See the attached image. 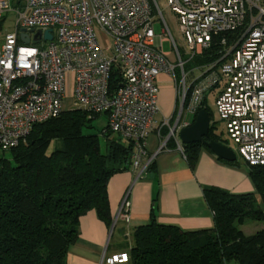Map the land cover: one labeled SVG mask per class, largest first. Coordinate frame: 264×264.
Returning a JSON list of instances; mask_svg holds the SVG:
<instances>
[{"label":"built area","instance_id":"built-area-1","mask_svg":"<svg viewBox=\"0 0 264 264\" xmlns=\"http://www.w3.org/2000/svg\"><path fill=\"white\" fill-rule=\"evenodd\" d=\"M0 0V30L13 13L14 30L0 39V148L16 147L33 125L56 117L67 97L89 116L105 114L107 128L133 144L131 168L140 176L146 141L156 126L166 129L159 149L188 125L184 113L206 109L213 94L219 122L240 160L264 164V0H166L177 18L186 59L156 0ZM162 34L155 42L154 12ZM96 28L110 40L103 45ZM22 29L41 30L39 39ZM51 29L52 39L43 38ZM169 41L171 62L162 50ZM206 58L198 63L196 60ZM194 66L186 70L187 63ZM114 69L120 81L111 89ZM178 71V73H177ZM167 74L176 91L177 114L156 120L158 77ZM68 80L71 90L68 93ZM217 122L210 118V130ZM183 152L182 147L180 148ZM124 197L117 217L130 221ZM116 221V220H114ZM127 250L104 252L98 264H129Z\"/></svg>","mask_w":264,"mask_h":264},{"label":"trees","instance_id":"trees-1","mask_svg":"<svg viewBox=\"0 0 264 264\" xmlns=\"http://www.w3.org/2000/svg\"><path fill=\"white\" fill-rule=\"evenodd\" d=\"M110 81L113 90L120 81L117 69ZM98 115L64 109L33 125L25 140L8 150L9 158L0 160V264H67L69 249L79 240L80 217L90 210L111 228L107 183L111 175L131 166L134 148L132 142L112 137L106 126L101 151L98 136L84 132ZM203 146L183 144L190 167ZM226 163L244 166L254 191L232 194L204 187L213 215L208 229L161 224L153 209L150 221L130 233L129 264H264V228L244 236L236 226L246 216L264 221V164L240 159Z\"/></svg>","mask_w":264,"mask_h":264},{"label":"crops","instance_id":"crops-1","mask_svg":"<svg viewBox=\"0 0 264 264\" xmlns=\"http://www.w3.org/2000/svg\"><path fill=\"white\" fill-rule=\"evenodd\" d=\"M159 37H155L156 43ZM157 80L159 110L156 120L160 122L170 117L174 120L178 104L173 80L167 74H160ZM163 131L162 135H158L154 126L149 133L146 141L147 155L143 161L150 156L153 159L140 176L130 166L114 173L108 180L110 212L113 222L116 220L113 229L126 239L134 227L150 221L153 209L157 222L161 224L176 225L183 230L211 228L212 211L203 197V188L206 186H216L232 194L254 191L244 166L221 161L204 146L200 148L193 167L189 166L181 152L183 143L179 139L171 138L165 148L159 149L164 140ZM124 197L129 202V222L117 217ZM110 230L99 220L95 210L81 216L79 240L70 247L67 264H98L104 252H115L116 249L108 251Z\"/></svg>","mask_w":264,"mask_h":264},{"label":"rangeland","instance_id":"rangeland-1","mask_svg":"<svg viewBox=\"0 0 264 264\" xmlns=\"http://www.w3.org/2000/svg\"><path fill=\"white\" fill-rule=\"evenodd\" d=\"M156 1L159 5L160 10L163 13V16H164V18H165V20L169 26L171 34H172V36H173V38H174V40H175V42H176V44L180 50L181 55L183 56L184 59H186V57L188 56V55H186V46H185L183 36L180 33L179 25H178V21H177L176 16L166 6V0H156ZM13 3L16 4V0H13L11 2L12 7H13ZM154 15H155V19H157L155 21V24H154L155 34H156V36L164 37V35L162 34V31H161L162 24L160 23V16H159L157 10L154 12ZM5 17H6V21L2 24V27L0 30V39L2 38L4 33L14 30L13 20L15 18V15L13 13L9 12V13L5 14ZM96 31H97L98 37H99V39L103 45L110 44V40L106 37V35L103 32L99 31L97 28H96ZM162 50L165 53H167L168 59L171 62L176 61V55L174 53V50H172V46H171V43L169 41H163L162 42ZM193 66H194V63L189 62L186 64L185 68H186V70H188V69L192 68ZM177 73H178V71H177ZM70 90H71V82H70V80H68V93H70ZM205 105L209 111L210 118L213 121L217 122V124H216L217 130L215 131V133L220 137L221 141L223 142V144L225 146L231 148L235 152L237 159H240L238 153L236 152L235 144L228 138V136L224 130L223 124L221 122H219V117H218V113H217L216 106H215V98H214L213 94L207 95ZM75 108H77L76 105H74L72 103V101L70 100V98L67 97L65 102H64V109H75ZM194 118H195V115H193L191 113H184L182 120H185L187 123H191L194 120ZM106 126H107V117L105 114H100L91 120L90 127H87L84 129L85 133L96 134L98 136L101 151L105 150V139H104V136L101 133V131ZM112 137H117V134L112 133ZM9 156H10L9 151H3L0 148V160L3 158H9ZM258 202H259V199L257 200V202L256 201L254 202L255 204L253 205V208H255V210H257L256 207L258 206ZM251 210H252V208L249 207V211H248L249 214H250ZM236 226L243 233L244 236H251L254 233H256L257 231L264 228V221L252 218V216H246L241 222L237 221ZM108 241H109L108 242V245H109L108 251H111L113 249H116V251L122 250V249L129 250L128 249L129 245L132 243V239L130 236L128 237V239H126L125 237L120 236L117 233V230L112 231L110 233ZM107 253H110V252H107Z\"/></svg>","mask_w":264,"mask_h":264},{"label":"water","instance_id":"water-1","mask_svg":"<svg viewBox=\"0 0 264 264\" xmlns=\"http://www.w3.org/2000/svg\"><path fill=\"white\" fill-rule=\"evenodd\" d=\"M22 34L20 35L21 40L24 43H29V36L26 32L33 33L34 29H22ZM41 35V30L34 32L33 40L39 39ZM43 38L46 40L52 39L51 29H47L43 33ZM210 130V114L206 109H200L195 115L194 120L187 126L181 128L178 132V137L181 143H202L206 148H208L217 158H220L227 162H234L237 157L235 152L225 146L222 143L217 142L214 139L209 138ZM115 221L111 226L110 233L112 232Z\"/></svg>","mask_w":264,"mask_h":264},{"label":"flooded vegetation","instance_id":"flooded-vegetation-1","mask_svg":"<svg viewBox=\"0 0 264 264\" xmlns=\"http://www.w3.org/2000/svg\"><path fill=\"white\" fill-rule=\"evenodd\" d=\"M212 134H213V131H212ZM213 135H214V134H213ZM209 138H210V139H214V140H216L217 142L223 144V142L221 141L220 137H219L217 134H215L214 137H213V136H211V132H209Z\"/></svg>","mask_w":264,"mask_h":264}]
</instances>
